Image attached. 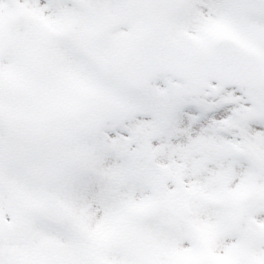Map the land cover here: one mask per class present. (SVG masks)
<instances>
[{
    "label": "snow or ice",
    "instance_id": "obj_1",
    "mask_svg": "<svg viewBox=\"0 0 264 264\" xmlns=\"http://www.w3.org/2000/svg\"><path fill=\"white\" fill-rule=\"evenodd\" d=\"M0 264H264V0H0Z\"/></svg>",
    "mask_w": 264,
    "mask_h": 264
}]
</instances>
